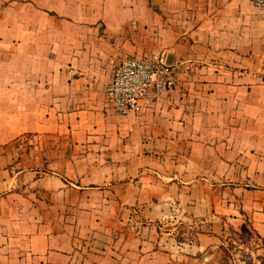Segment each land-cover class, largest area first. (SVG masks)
<instances>
[{
	"label": "crops",
	"instance_id": "crops-1",
	"mask_svg": "<svg viewBox=\"0 0 264 264\" xmlns=\"http://www.w3.org/2000/svg\"><path fill=\"white\" fill-rule=\"evenodd\" d=\"M150 52L177 87L116 113ZM263 138L251 0H0V264H210L244 212L264 238Z\"/></svg>",
	"mask_w": 264,
	"mask_h": 264
},
{
	"label": "built area",
	"instance_id": "built-area-1",
	"mask_svg": "<svg viewBox=\"0 0 264 264\" xmlns=\"http://www.w3.org/2000/svg\"><path fill=\"white\" fill-rule=\"evenodd\" d=\"M264 9V0H251ZM178 84L176 68L161 53L125 56L113 70L105 92L109 105L120 115L140 114Z\"/></svg>",
	"mask_w": 264,
	"mask_h": 264
},
{
	"label": "rangeland",
	"instance_id": "rangeland-1",
	"mask_svg": "<svg viewBox=\"0 0 264 264\" xmlns=\"http://www.w3.org/2000/svg\"><path fill=\"white\" fill-rule=\"evenodd\" d=\"M51 138L46 136H35L33 134L23 135L20 142L30 140L44 141ZM264 140V138H263ZM243 220L240 230L230 229V240L222 246L210 264H264V250L257 252V244L264 248V238L254 231L249 215L242 213Z\"/></svg>",
	"mask_w": 264,
	"mask_h": 264
}]
</instances>
